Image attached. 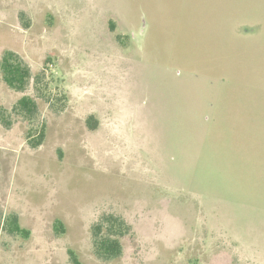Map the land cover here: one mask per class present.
Returning a JSON list of instances; mask_svg holds the SVG:
<instances>
[{
	"label": "rangeland",
	"instance_id": "obj_1",
	"mask_svg": "<svg viewBox=\"0 0 264 264\" xmlns=\"http://www.w3.org/2000/svg\"><path fill=\"white\" fill-rule=\"evenodd\" d=\"M7 50L31 77L0 71V216L29 231L0 264H264V0H0Z\"/></svg>",
	"mask_w": 264,
	"mask_h": 264
},
{
	"label": "trees",
	"instance_id": "obj_2",
	"mask_svg": "<svg viewBox=\"0 0 264 264\" xmlns=\"http://www.w3.org/2000/svg\"><path fill=\"white\" fill-rule=\"evenodd\" d=\"M0 71L2 74V81L10 88L16 90H23L31 77L30 70L17 53L11 50L5 51L0 61ZM14 108L26 118L30 119L36 112L35 101L30 96L21 97ZM44 136V129L39 130L36 138L32 137L33 146L41 143ZM58 232L63 231V225L57 221L54 225ZM0 228L9 234L20 235L26 237L28 229L23 228L18 220V217L13 212H9L4 217L0 216ZM128 230L127 224L119 217L110 216L102 218L93 226V245L95 253L100 257L107 259L116 257L121 252V243L119 236L123 235ZM71 264H83L73 250L68 251Z\"/></svg>",
	"mask_w": 264,
	"mask_h": 264
}]
</instances>
